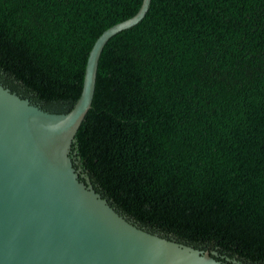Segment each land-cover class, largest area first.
Here are the masks:
<instances>
[{
	"label": "trees",
	"instance_id": "obj_1",
	"mask_svg": "<svg viewBox=\"0 0 264 264\" xmlns=\"http://www.w3.org/2000/svg\"><path fill=\"white\" fill-rule=\"evenodd\" d=\"M142 3L0 0V84L69 113L94 42ZM79 129L80 179L122 216L219 262L264 264V0H152L105 46Z\"/></svg>",
	"mask_w": 264,
	"mask_h": 264
},
{
	"label": "water",
	"instance_id": "obj_2",
	"mask_svg": "<svg viewBox=\"0 0 264 264\" xmlns=\"http://www.w3.org/2000/svg\"><path fill=\"white\" fill-rule=\"evenodd\" d=\"M151 2L96 39L69 113H47L0 84V264H225L136 226L81 181L70 157L105 46L138 25Z\"/></svg>",
	"mask_w": 264,
	"mask_h": 264
},
{
	"label": "rangeland",
	"instance_id": "obj_3",
	"mask_svg": "<svg viewBox=\"0 0 264 264\" xmlns=\"http://www.w3.org/2000/svg\"><path fill=\"white\" fill-rule=\"evenodd\" d=\"M71 155H72V154H71V152H70V157H71Z\"/></svg>",
	"mask_w": 264,
	"mask_h": 264
}]
</instances>
